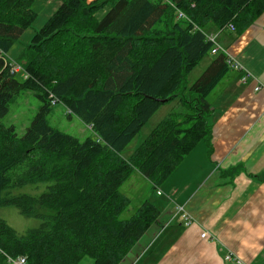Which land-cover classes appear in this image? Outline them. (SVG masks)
I'll return each instance as SVG.
<instances>
[{
	"label": "trees",
	"instance_id": "trees-1",
	"mask_svg": "<svg viewBox=\"0 0 264 264\" xmlns=\"http://www.w3.org/2000/svg\"><path fill=\"white\" fill-rule=\"evenodd\" d=\"M34 1L0 0V118L21 90L41 102L21 135L0 122V206L13 205L40 223L18 232L0 217V264L19 256L26 264H77L84 257L119 264L160 215L145 199L121 219L131 200L120 186L137 170L156 190L199 141L211 148L208 95L229 70L226 55L213 54L187 84L211 54L206 26L221 31L231 23L238 35L264 11V0H60L15 59L23 77L5 57L36 18ZM172 99L176 107L123 157ZM56 103L94 136L80 140L53 128L47 114ZM28 184L44 189L13 192Z\"/></svg>",
	"mask_w": 264,
	"mask_h": 264
},
{
	"label": "crops",
	"instance_id": "crops-1",
	"mask_svg": "<svg viewBox=\"0 0 264 264\" xmlns=\"http://www.w3.org/2000/svg\"><path fill=\"white\" fill-rule=\"evenodd\" d=\"M206 27L241 68H229L208 95L210 150L199 141L154 190L157 197L141 196L160 215L119 264H236L226 263L225 253L240 264H264V11L238 35L212 23ZM177 204L185 205L194 223L172 218ZM203 230L210 234L206 239Z\"/></svg>",
	"mask_w": 264,
	"mask_h": 264
},
{
	"label": "rangeland",
	"instance_id": "rangeland-1",
	"mask_svg": "<svg viewBox=\"0 0 264 264\" xmlns=\"http://www.w3.org/2000/svg\"><path fill=\"white\" fill-rule=\"evenodd\" d=\"M60 0H37L33 3L32 8L37 15L29 28L24 30L19 39L10 47L6 53L9 60L14 61L22 48L30 43V39L51 16V14L58 7ZM109 8V4L98 10L96 16L100 18ZM207 32V29H205ZM211 54L202 58L199 63L190 71L187 76V84H191L206 68L207 61ZM177 100L161 103L158 109L154 112L151 118L142 126L139 132L131 139V141L121 151L123 157H128L133 150L142 142L151 129L173 108L176 107ZM41 102L34 93L30 90H21L13 96L8 103V112L0 122L5 125H14L18 135L23 134L25 128L30 124L32 117L37 112ZM47 120L53 128H57L65 133L78 137L80 140L88 136H94L93 131L88 125L79 120L76 116L68 115L67 108L61 104L56 103L51 106V110L47 114ZM135 171V170H134ZM120 186V191L128 194L131 199L130 205L123 211L120 218H128L135 210V208L143 201L142 195L149 193L155 195L156 192L150 187L149 182L140 174L134 173ZM43 184L26 185L23 188L15 189L13 192H29L32 194H39L43 191ZM156 196V195H155ZM157 197V196H156ZM154 198V196H153ZM0 217L3 218L12 228L18 232H24L27 229L37 227L40 219L34 216H25L21 214L17 207L13 205L0 206ZM89 258H82L77 264H89Z\"/></svg>",
	"mask_w": 264,
	"mask_h": 264
},
{
	"label": "built area",
	"instance_id": "built-area-1",
	"mask_svg": "<svg viewBox=\"0 0 264 264\" xmlns=\"http://www.w3.org/2000/svg\"><path fill=\"white\" fill-rule=\"evenodd\" d=\"M178 15L180 17H183V14H181L180 12L178 13ZM227 29L234 31L235 28L233 26V24H228L227 25ZM206 37L208 38V40L212 43V47L210 49V53L211 54H217L219 52H222L226 55V63L228 65L229 68L237 70L241 68V65L239 64V62L232 56V54H230V52H228V50L221 46L219 44V42L217 41V34L215 33H207L206 32ZM2 53L0 52V57H1ZM5 59L8 61L9 67H10V71L12 73H20L23 77H26L27 74L25 73V71L23 70L22 64L17 62V61H11L9 60L7 57H5ZM247 78V75H244L243 77H241V81L245 82ZM259 86H255L254 90H258ZM89 127H91L89 125ZM172 218H178L180 219L184 226H189L192 223H194V217L191 213L187 212L185 205L183 204H177L175 206V210L173 213ZM210 236L209 232L206 230H203L200 233V237L203 239H206ZM223 260L227 263V262H234L236 264H240L241 261L238 257H235L234 255H232L231 253H225L223 255ZM7 261L8 264H26V259L24 256H19L16 258H12V257H7Z\"/></svg>",
	"mask_w": 264,
	"mask_h": 264
},
{
	"label": "bare ground",
	"instance_id": "bare-ground-1",
	"mask_svg": "<svg viewBox=\"0 0 264 264\" xmlns=\"http://www.w3.org/2000/svg\"><path fill=\"white\" fill-rule=\"evenodd\" d=\"M167 1V0H166ZM3 55V54H2ZM5 55V54H4ZM7 61V60H6ZM12 61V60H11ZM7 65H8V63H7ZM22 76V75H21ZM90 129H91V127H89Z\"/></svg>",
	"mask_w": 264,
	"mask_h": 264
},
{
	"label": "water",
	"instance_id": "water-1",
	"mask_svg": "<svg viewBox=\"0 0 264 264\" xmlns=\"http://www.w3.org/2000/svg\"><path fill=\"white\" fill-rule=\"evenodd\" d=\"M162 101H164V100H162Z\"/></svg>",
	"mask_w": 264,
	"mask_h": 264
}]
</instances>
